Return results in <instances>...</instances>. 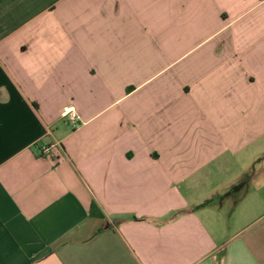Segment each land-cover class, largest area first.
I'll return each mask as SVG.
<instances>
[{"label":"crops","instance_id":"1","mask_svg":"<svg viewBox=\"0 0 264 264\" xmlns=\"http://www.w3.org/2000/svg\"><path fill=\"white\" fill-rule=\"evenodd\" d=\"M0 264H264V0H0Z\"/></svg>","mask_w":264,"mask_h":264},{"label":"built area","instance_id":"2","mask_svg":"<svg viewBox=\"0 0 264 264\" xmlns=\"http://www.w3.org/2000/svg\"><path fill=\"white\" fill-rule=\"evenodd\" d=\"M61 117L68 121L73 127L77 125L78 115L75 109L71 106H65L61 109ZM43 157L50 159L52 162L57 163V155L53 153L52 147L42 146L40 148Z\"/></svg>","mask_w":264,"mask_h":264},{"label":"trees","instance_id":"3","mask_svg":"<svg viewBox=\"0 0 264 264\" xmlns=\"http://www.w3.org/2000/svg\"><path fill=\"white\" fill-rule=\"evenodd\" d=\"M91 214L94 216V215H101L97 212V206L95 203H92V206H91Z\"/></svg>","mask_w":264,"mask_h":264}]
</instances>
